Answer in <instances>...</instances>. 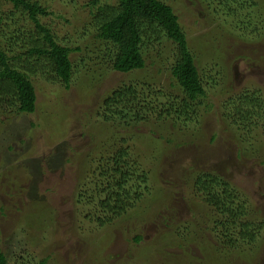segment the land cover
<instances>
[{
    "label": "rangeland",
    "instance_id": "obj_1",
    "mask_svg": "<svg viewBox=\"0 0 264 264\" xmlns=\"http://www.w3.org/2000/svg\"><path fill=\"white\" fill-rule=\"evenodd\" d=\"M88 1L42 0L53 11L43 21L60 38L86 46ZM164 1L180 18L207 90L199 114L161 124L157 113L167 99L158 103L152 94L150 104L139 95L142 120L134 117L126 134L150 173L149 192L101 227L87 217L96 211L92 161L114 129L98 116L101 103L122 83L180 94L159 61L173 59L172 45L155 44L160 58L151 55L131 73H108L85 53L73 54L79 66L69 89L34 77V113L0 110V250L11 264H264V229L243 249L217 248L214 211L189 180L196 172L219 174L264 220V118L246 133L230 116L243 93H257L263 107L256 111L264 116V0L235 12L218 0Z\"/></svg>",
    "mask_w": 264,
    "mask_h": 264
},
{
    "label": "trees",
    "instance_id": "obj_2",
    "mask_svg": "<svg viewBox=\"0 0 264 264\" xmlns=\"http://www.w3.org/2000/svg\"><path fill=\"white\" fill-rule=\"evenodd\" d=\"M218 1L226 4L231 12L257 3L255 0ZM86 7L89 18L83 23L81 34L88 42L82 47L67 37L60 38L55 28L43 21L53 11L42 0H0V110L34 113L37 91L33 78L37 76L69 89L79 66L73 54L85 53L87 59L100 62L101 69L108 73H131L144 69L151 55L154 59L160 58V53H153L155 44L172 45L173 59L169 60V56L165 62L161 57L159 61L163 69L166 66L171 71L173 86L180 94L173 98L171 94L154 91L151 84L140 91L136 83H122L110 88L101 103L103 110H99L98 116L114 129L92 161L95 191L91 202L96 204V211L87 217L98 219L104 227L133 209L149 192L150 173L140 157L133 156V146L126 134L134 117L142 120L143 113L137 108L139 95L143 93V101L150 104L152 94L157 95L158 103L167 99L168 104H162L164 108L157 113L159 122L167 124L171 118L183 122L199 114L207 90L187 33L171 4L164 0H89ZM262 107L257 93H243L230 104L231 112L234 110L230 116L235 124L250 133L257 124L253 120L264 118L256 111ZM189 180L197 196L214 211L211 230L219 237V250L224 253L257 243L264 220L258 218V211L251 208L234 183L213 172H196ZM46 262L42 260L38 264ZM0 264H11L2 250Z\"/></svg>",
    "mask_w": 264,
    "mask_h": 264
}]
</instances>
